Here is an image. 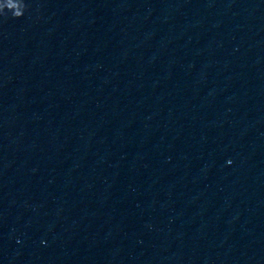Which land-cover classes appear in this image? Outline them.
<instances>
[{
  "label": "water",
  "instance_id": "95a60500",
  "mask_svg": "<svg viewBox=\"0 0 264 264\" xmlns=\"http://www.w3.org/2000/svg\"><path fill=\"white\" fill-rule=\"evenodd\" d=\"M26 3L0 264H264V0Z\"/></svg>",
  "mask_w": 264,
  "mask_h": 264
},
{
  "label": "clouds",
  "instance_id": "9594fccd",
  "mask_svg": "<svg viewBox=\"0 0 264 264\" xmlns=\"http://www.w3.org/2000/svg\"><path fill=\"white\" fill-rule=\"evenodd\" d=\"M27 8L26 0H8L7 3L0 0V16L7 17L10 12L13 18L19 19L25 15Z\"/></svg>",
  "mask_w": 264,
  "mask_h": 264
}]
</instances>
